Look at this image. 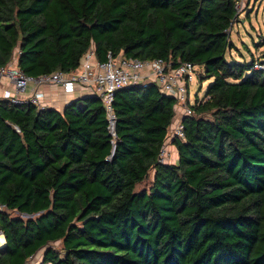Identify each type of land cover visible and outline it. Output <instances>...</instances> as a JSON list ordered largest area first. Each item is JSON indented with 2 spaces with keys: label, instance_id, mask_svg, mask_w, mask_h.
Returning <instances> with one entry per match:
<instances>
[{
  "label": "trees",
  "instance_id": "obj_1",
  "mask_svg": "<svg viewBox=\"0 0 264 264\" xmlns=\"http://www.w3.org/2000/svg\"><path fill=\"white\" fill-rule=\"evenodd\" d=\"M235 2L0 0V66L18 49L27 74L70 71L94 45L212 78L175 162L158 155L178 100L155 82L116 91V135L97 95L62 110L0 99V264L42 248V264H264V37L262 55L232 57Z\"/></svg>",
  "mask_w": 264,
  "mask_h": 264
},
{
  "label": "built area",
  "instance_id": "obj_2",
  "mask_svg": "<svg viewBox=\"0 0 264 264\" xmlns=\"http://www.w3.org/2000/svg\"><path fill=\"white\" fill-rule=\"evenodd\" d=\"M245 3L246 0H236L235 7L238 15L245 9ZM232 25L228 28L229 33H231ZM256 66L264 67V64H256ZM199 74L198 64L191 61H182L172 66L163 58L141 59L122 53L113 54L111 51L106 60H99L94 45H91L84 53L79 65L70 71L58 69L39 75H30L23 72L16 64L7 63L0 66V99H6L12 103L30 102L40 107H52L51 102L47 101L48 95L40 88L45 84L59 85L63 92L68 94L97 95L107 107L109 130L112 133L117 121L113 102L118 89L152 81L158 84L161 91L177 98V105L183 107L185 115L193 114L189 85ZM2 78L7 80V84H2ZM183 126L182 120H179L173 127L172 136L184 137ZM168 154L169 150L165 142L159 151L158 160L167 162ZM4 208L5 205L0 202V209ZM0 237H2L1 247L5 242V236L1 230ZM61 242L63 246L60 251H63L65 243L63 240ZM35 259L36 254H33L22 264H34Z\"/></svg>",
  "mask_w": 264,
  "mask_h": 264
},
{
  "label": "rangeland",
  "instance_id": "obj_3",
  "mask_svg": "<svg viewBox=\"0 0 264 264\" xmlns=\"http://www.w3.org/2000/svg\"><path fill=\"white\" fill-rule=\"evenodd\" d=\"M249 3L246 6L244 10L236 17V20L234 21L230 33V39L233 41L232 49L230 50V53L232 54V57L237 58L238 60L242 59H251L252 52L256 56L262 55L263 52V46L257 47L256 42L262 39L264 37V0H248ZM252 52H251V51ZM198 69L201 72L202 67L198 65ZM201 73L199 74V76ZM196 76L195 79H193L190 82L189 85V98L191 102H195L197 98H203L205 96V93L207 91V88L212 81V78H204L202 79L201 76ZM2 84H7V80L5 78H2ZM199 115H203L206 118H211L210 112H204ZM177 124V123H176ZM172 125L169 129V134L166 139L169 154L167 162H172L171 160V154L170 147H173V127L176 125ZM154 174V170L151 169L148 177L146 180H144L142 183L138 184V188H141L143 186L149 185L152 177ZM16 214L15 212H12ZM21 216H25L20 214ZM51 246L56 247V249L61 250L62 249V242L61 240L55 241L51 243ZM44 249L42 248L40 251L36 253V259L34 264H42L43 261V253ZM48 264V263H46Z\"/></svg>",
  "mask_w": 264,
  "mask_h": 264
},
{
  "label": "crops",
  "instance_id": "obj_4",
  "mask_svg": "<svg viewBox=\"0 0 264 264\" xmlns=\"http://www.w3.org/2000/svg\"><path fill=\"white\" fill-rule=\"evenodd\" d=\"M248 3H249V1L246 0L245 8L248 5ZM17 52H18V49H15L14 54L8 63H12V64L17 63ZM40 88L48 95L47 101L51 102L52 107L60 109V110H62L64 108V106L67 104V102H69L70 100L76 99L78 97L85 95V94L80 95V94L65 93V92H63V89L59 85H56V84H45V85H41ZM184 115L185 114H184L183 107L176 105V114H175V117L173 119V123L171 124V126L176 124L179 120H182ZM170 152H172L170 158H171L172 162H175L176 159L178 158V151H177V147L174 143H173V147H170ZM4 244H5V242H4Z\"/></svg>",
  "mask_w": 264,
  "mask_h": 264
},
{
  "label": "water",
  "instance_id": "obj_5",
  "mask_svg": "<svg viewBox=\"0 0 264 264\" xmlns=\"http://www.w3.org/2000/svg\"><path fill=\"white\" fill-rule=\"evenodd\" d=\"M112 133L114 134V135H116L115 133V129L112 131ZM113 142H114V145H113V149H112V153H111V158H112V156L114 155V153H115V150H116V141L115 140H113Z\"/></svg>",
  "mask_w": 264,
  "mask_h": 264
},
{
  "label": "bare ground",
  "instance_id": "obj_6",
  "mask_svg": "<svg viewBox=\"0 0 264 264\" xmlns=\"http://www.w3.org/2000/svg\"><path fill=\"white\" fill-rule=\"evenodd\" d=\"M0 241H2V237H0Z\"/></svg>",
  "mask_w": 264,
  "mask_h": 264
}]
</instances>
